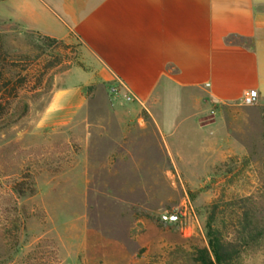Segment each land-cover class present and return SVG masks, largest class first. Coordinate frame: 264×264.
<instances>
[{
    "label": "rangeland",
    "instance_id": "374dc122",
    "mask_svg": "<svg viewBox=\"0 0 264 264\" xmlns=\"http://www.w3.org/2000/svg\"><path fill=\"white\" fill-rule=\"evenodd\" d=\"M1 43L17 98L6 94L12 109L0 123V264H197L200 250L211 254L212 219L230 230L245 205L264 226L260 102L225 109L201 132L183 125L170 154L152 127L127 129L102 87L85 92L72 123H44L79 46L14 33ZM185 205L197 217L189 233L160 221ZM237 264H264V240Z\"/></svg>",
    "mask_w": 264,
    "mask_h": 264
},
{
    "label": "crops",
    "instance_id": "0c3cea01",
    "mask_svg": "<svg viewBox=\"0 0 264 264\" xmlns=\"http://www.w3.org/2000/svg\"><path fill=\"white\" fill-rule=\"evenodd\" d=\"M12 33L79 46L44 123H72L102 87L127 129L174 154L183 125L214 126L246 91L264 106V0H0V43Z\"/></svg>",
    "mask_w": 264,
    "mask_h": 264
},
{
    "label": "trees",
    "instance_id": "16d2710c",
    "mask_svg": "<svg viewBox=\"0 0 264 264\" xmlns=\"http://www.w3.org/2000/svg\"><path fill=\"white\" fill-rule=\"evenodd\" d=\"M49 44L63 43L61 41L43 37ZM8 55L0 43V123L4 122L12 109V102L6 98V94L12 100L17 98L13 95L16 89H8L10 82L6 75ZM25 114L29 111V105H25ZM22 117V115H20ZM2 129L0 125V130ZM244 203V202H243ZM215 220L212 219L208 225V240L211 250H200L193 261L197 264H237L241 254L250 244L264 240V226H259L250 209L244 210L237 215L236 221L231 225L230 230L226 227H214ZM212 255V256H211ZM195 256V255H194Z\"/></svg>",
    "mask_w": 264,
    "mask_h": 264
},
{
    "label": "built area",
    "instance_id": "2783aa9c",
    "mask_svg": "<svg viewBox=\"0 0 264 264\" xmlns=\"http://www.w3.org/2000/svg\"><path fill=\"white\" fill-rule=\"evenodd\" d=\"M109 93L113 96L119 97L121 90L118 86L112 85L109 87ZM123 98L128 102H132L133 98L129 95L123 94ZM260 100V93L256 90H249L244 93L242 105L253 106ZM160 221L164 224L177 226L185 234L189 233L197 221L196 214L193 208L185 205L183 208L178 207L173 212H163L160 214Z\"/></svg>",
    "mask_w": 264,
    "mask_h": 264
}]
</instances>
